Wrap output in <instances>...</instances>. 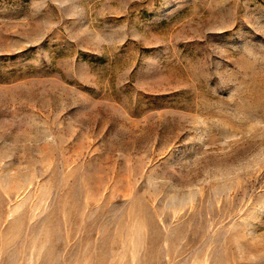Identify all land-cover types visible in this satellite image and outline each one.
Segmentation results:
<instances>
[{
	"label": "rangeland",
	"instance_id": "374dc122",
	"mask_svg": "<svg viewBox=\"0 0 264 264\" xmlns=\"http://www.w3.org/2000/svg\"><path fill=\"white\" fill-rule=\"evenodd\" d=\"M0 264H264V0H0Z\"/></svg>",
	"mask_w": 264,
	"mask_h": 264
}]
</instances>
